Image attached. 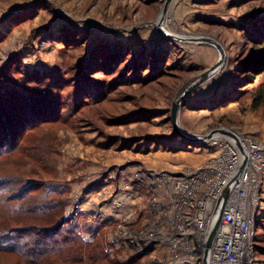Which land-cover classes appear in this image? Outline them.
<instances>
[{
	"label": "rangeland",
	"instance_id": "rangeland-1",
	"mask_svg": "<svg viewBox=\"0 0 264 264\" xmlns=\"http://www.w3.org/2000/svg\"><path fill=\"white\" fill-rule=\"evenodd\" d=\"M262 31L264 0H0V98L33 107L27 122L24 109L2 111L20 137L0 177L38 183V200L60 203L86 240L103 241L98 261L71 264L166 261L164 244L138 241L158 174L200 165L212 150L175 130L173 103L220 60L216 41L223 61L185 94L179 128L264 136V107L245 78L264 62ZM258 245L264 264V229ZM0 264L27 263L9 251Z\"/></svg>",
	"mask_w": 264,
	"mask_h": 264
},
{
	"label": "built area",
	"instance_id": "built-area-1",
	"mask_svg": "<svg viewBox=\"0 0 264 264\" xmlns=\"http://www.w3.org/2000/svg\"><path fill=\"white\" fill-rule=\"evenodd\" d=\"M220 128L229 132L212 129L203 163L158 174L151 222L138 239L165 245L167 259L158 264H259L264 137Z\"/></svg>",
	"mask_w": 264,
	"mask_h": 264
},
{
	"label": "trees",
	"instance_id": "trees-1",
	"mask_svg": "<svg viewBox=\"0 0 264 264\" xmlns=\"http://www.w3.org/2000/svg\"><path fill=\"white\" fill-rule=\"evenodd\" d=\"M261 36L264 37V31L261 32ZM254 66L256 67L246 70L248 74L245 78L249 79V84H254V107L259 109L264 107V83L259 82V79L264 77V62L262 65L256 62ZM30 91L33 89L31 88ZM40 94L44 95L43 92ZM30 95H32L31 92ZM23 97L22 94L21 98ZM0 99L1 158L11 149V146L19 142L17 140L20 137L15 132L16 123L12 124L13 121H9L8 117L4 116L6 113L2 114L4 107L8 106L9 109H6L9 112H7L18 118H22L20 113L21 109H24V112L27 113L26 122L27 119H33V107H29L28 102L26 101V104L25 100L20 98V101L24 103L19 106L20 102H17L16 98L12 101L10 98L7 100L1 97ZM20 128L19 131H22L21 135L24 136L26 134L25 127ZM32 128L33 124L29 125L27 129ZM2 130L5 132L8 130V133L4 135ZM32 185L36 186L38 183L21 180L16 175L0 177V224L2 225L0 226V252H16L25 259L27 264H60V261L63 262L62 264H71L84 259L98 261L100 256L105 253L103 241L86 240L78 228L63 215L62 207H59L60 203L54 204L53 201L42 203L41 200H38L39 192H33L35 188L33 189ZM13 222L16 223L13 225ZM258 222L260 225L259 234L264 229V220L260 218ZM258 248L257 244V252Z\"/></svg>",
	"mask_w": 264,
	"mask_h": 264
},
{
	"label": "water",
	"instance_id": "water-1",
	"mask_svg": "<svg viewBox=\"0 0 264 264\" xmlns=\"http://www.w3.org/2000/svg\"><path fill=\"white\" fill-rule=\"evenodd\" d=\"M209 41H213L212 38H207ZM214 42V41H213ZM215 44L217 45V47L219 48L220 52H221V58L220 60L212 67V69H210L209 71L203 73L200 78L194 83L192 84L190 87L186 88L184 94H182L181 96H179L173 103V106H172V109H171V117H172V121L174 123V126H175V130L180 133L184 138H187L191 141H196V142H203L204 140H207L209 139L212 134H213V131L205 134L204 136L202 137H195V136H192L184 131H182L179 126H178V114H179V110H180V107L183 103V99H184V96L185 94L191 90L193 87H195L197 84H199L201 81H203L205 78H207L211 73H213L218 67L219 65L221 64V62L223 61V57H224V49L223 47L215 41ZM217 130H220L224 133H228L229 131L227 129H224V128H218Z\"/></svg>",
	"mask_w": 264,
	"mask_h": 264
},
{
	"label": "bare ground",
	"instance_id": "bare-ground-1",
	"mask_svg": "<svg viewBox=\"0 0 264 264\" xmlns=\"http://www.w3.org/2000/svg\"><path fill=\"white\" fill-rule=\"evenodd\" d=\"M166 21V16L165 15H161L160 17H158L157 19V23L160 25H163Z\"/></svg>",
	"mask_w": 264,
	"mask_h": 264
},
{
	"label": "crops",
	"instance_id": "crops-1",
	"mask_svg": "<svg viewBox=\"0 0 264 264\" xmlns=\"http://www.w3.org/2000/svg\"><path fill=\"white\" fill-rule=\"evenodd\" d=\"M246 132V131H245ZM248 133V132H247ZM250 134V133H249ZM253 136H256V137H258V138H263L264 136H258V135H254V134H252Z\"/></svg>",
	"mask_w": 264,
	"mask_h": 264
}]
</instances>
